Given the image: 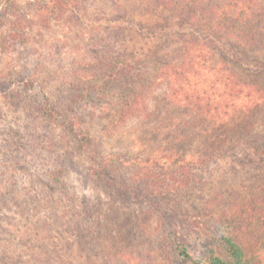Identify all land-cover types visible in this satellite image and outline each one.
Wrapping results in <instances>:
<instances>
[{
    "label": "rangeland",
    "instance_id": "1",
    "mask_svg": "<svg viewBox=\"0 0 264 264\" xmlns=\"http://www.w3.org/2000/svg\"><path fill=\"white\" fill-rule=\"evenodd\" d=\"M224 1L67 0L66 6L57 8L49 0H0V207L3 209L0 217L11 219L10 210L17 211L23 204L31 209L32 221L40 232L54 227L57 230L51 219V212L57 205L53 202L45 205L40 199L38 204L33 202L35 191L49 189L41 168L34 165L36 159L17 158L16 154L11 157L2 137L9 130L23 134L39 131L51 136L53 141L63 142L71 184L76 192L97 206L90 252L92 264H170L167 260L170 256L174 257L171 264H177L174 254L177 239L173 240L172 236L175 227L190 229L189 225H200L203 220L207 227L206 239L194 236L189 241V252L194 258L201 262L214 256L227 258L225 239L236 241L252 253L256 242L262 238L263 224L242 223L218 214L222 215L224 210L226 215L234 212L232 198L223 195L230 189L242 190L240 203L246 201L247 195H258L255 183L263 181L264 166L253 164L241 182L224 173H220L217 180L216 172L211 179L202 176L201 170L189 167L187 171L194 179L186 180L187 183L176 182L177 176L171 173L177 169L167 167L161 170L168 176L165 180L168 183L173 177L175 184L172 182L169 186L160 182L156 190L164 194L139 201L136 195L145 191L144 182L152 174L148 169H158V165L152 163L141 164L140 159L155 153L162 158V163L166 159L202 157L210 146L199 135L192 137L191 134L199 133L203 124L183 105L167 97L169 90L165 83L158 84L149 94L148 110L138 104L139 110L145 109L141 114L147 111L149 116L130 117L124 122H119L112 113L114 104L122 105L119 97L123 87L113 88L117 98L105 96L106 63L111 59L122 61L120 53L123 50L129 53L126 59L131 62L141 59L136 51L142 38L134 30L141 25L151 29L156 23L178 27L177 11L183 10L184 18L189 20L200 17L203 9L207 13L203 16L206 30L210 8ZM254 3L261 11L258 20L262 29L264 0H254ZM126 27L133 28L132 36L129 35L131 41L116 42L112 33ZM191 29L189 25L184 28L185 31ZM207 34V31L202 32V35ZM250 57L263 62L264 50L250 53ZM238 72L249 74L243 69ZM108 99L114 104L106 105ZM44 102L55 111L53 119L40 110ZM56 117L58 121L66 117L79 122L80 127L90 131L101 155L109 159L105 172L99 176L92 172L97 162L81 149L80 141L70 130L56 127ZM262 120L263 112L253 113L250 120L254 129L252 139L256 142L262 134L264 137V124L260 127ZM187 134L191 136L187 138ZM243 185L246 190L240 188ZM119 189L121 196H115ZM149 189H153L152 184ZM49 197L53 201L57 198L56 194ZM223 198L226 201L223 202ZM209 204L211 208H207ZM23 234L21 232L18 237ZM29 241L28 236L23 235L12 245L14 249L29 250L33 244ZM116 252L120 257L115 256ZM180 264L183 263L180 261Z\"/></svg>",
    "mask_w": 264,
    "mask_h": 264
},
{
    "label": "trees",
    "instance_id": "2",
    "mask_svg": "<svg viewBox=\"0 0 264 264\" xmlns=\"http://www.w3.org/2000/svg\"><path fill=\"white\" fill-rule=\"evenodd\" d=\"M49 1L57 8H63L67 4V0ZM255 4L254 0H226L221 5H212L206 30L204 26L207 22L205 23L203 16L207 13L204 9L200 17L189 20L184 18L183 10L177 11L175 17L179 23L178 27L156 23L150 29L148 25H141L139 29L134 30V33L142 38L136 51L141 59L135 58V61L131 62L126 59L129 53L126 54V50H123L120 53L122 61L111 59L106 63L108 72L104 76L107 87L105 96L117 98L113 88L117 86L116 89H124L119 97L122 100L121 106H116L110 99L105 103L115 105L113 111H110L119 122H124L130 117H144V114L149 116L147 111L141 114L145 111V106L148 110L147 98L158 84L165 83L169 90L167 97L174 102L176 100L178 105H183L182 107L193 114L195 120H200L203 124L199 133H192V137L199 135L204 143L210 146V150L207 149L205 154L196 160L166 159L162 163V158L157 153L147 159H140L141 164L152 163L158 165V169H148L152 174L147 178L148 181L144 182L145 191L136 195L139 201L154 199L164 194L156 190L160 182L169 186L175 184L173 177L169 178L168 183L165 180L168 176L161 170L164 171L167 167L177 169L175 173H171L172 176H177L176 182L187 183L186 180L189 179L190 182L194 179L190 171H187L189 167L201 170L202 176L211 179L216 172L217 180L220 173H224L226 177L233 176L232 180L241 182L253 164L260 168L264 166V137L262 134L258 142L252 139L254 129L250 121L253 113H264V61L249 58L250 53L264 50V23L261 29L262 25L258 20L261 11ZM188 25L192 29L185 31L184 28ZM116 31L112 33L116 42L123 44L131 41L129 35L132 36L133 28H118ZM204 31L209 34L202 35ZM123 49H126V46ZM240 69L248 71L249 74L240 75ZM140 103L144 107L139 110ZM48 106L44 102L40 110L53 119L56 113ZM54 120H57L56 127L70 130L80 141L81 149L92 155V160L97 162V168L92 170L95 175L99 176L108 169L109 159L101 155L88 129L80 127L79 122L68 120L66 117L62 121H58V117ZM263 122L264 120L260 127ZM4 134L3 142L7 143L6 151L11 157L15 154L17 158L33 157L37 161L34 165L41 168L42 178L49 189L46 192L35 191L33 202L37 203L40 199L44 200L45 205L52 202L57 205L51 212V219L57 230L54 227L49 231L40 232L36 228V222L32 221L31 209L23 207V204L17 211L10 210L11 219L0 217V264H92L90 252L94 242L93 224L97 206L91 199L76 192L71 184V171L64 158L63 142L53 141L51 136L39 131L23 134L21 131L9 130ZM191 135L187 134V138ZM230 143L233 144L228 146ZM225 166L228 168H224ZM262 178L263 181L258 180L255 183L258 195H247L248 198L242 203L239 202L242 190L230 189L223 193L232 198L233 203L229 202L233 204L234 212L227 215L226 210L222 215L220 212L216 213L218 216L242 223H262V238L256 242L255 250L248 253L236 241L225 239L227 258L214 256L205 262L199 261L189 252V241L194 239V236L200 240L206 239L207 227L203 220L200 225H189L190 229L175 227L172 236L173 240L177 239L174 241L177 264H180V261L183 264H264V177ZM151 184L153 189H149ZM244 187L243 185L240 188L246 190ZM121 193L119 189L114 194L121 196ZM53 194L57 196L54 201L49 197ZM222 200L226 201L224 198ZM207 208H211L210 204ZM2 211L0 207V212ZM21 232L28 236L29 243H33L29 250L14 249L12 245L16 240L23 238V235L18 237ZM117 255L120 257L119 252L115 253V256ZM125 255L119 258L120 261ZM171 258L174 259L173 256L167 259L170 264ZM147 259L150 260L151 256Z\"/></svg>",
    "mask_w": 264,
    "mask_h": 264
}]
</instances>
